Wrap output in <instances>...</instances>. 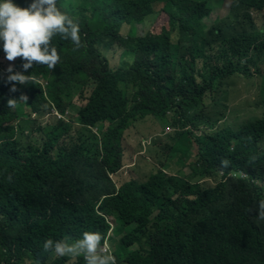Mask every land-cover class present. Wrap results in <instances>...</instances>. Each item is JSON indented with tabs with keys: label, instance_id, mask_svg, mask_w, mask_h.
Here are the masks:
<instances>
[{
	"label": "trees",
	"instance_id": "trees-1",
	"mask_svg": "<svg viewBox=\"0 0 264 264\" xmlns=\"http://www.w3.org/2000/svg\"><path fill=\"white\" fill-rule=\"evenodd\" d=\"M206 1L57 0L79 23L81 47L56 36L61 60L52 71L35 64L25 71L18 57L17 72L41 78L36 83L0 76V264H85L82 256L45 252V241H75L86 231L107 237L110 218L120 236L118 263L264 264V220L257 216L264 200V21L235 27L218 43L216 57L225 58L214 64L207 47L215 37L203 28ZM234 1L264 17V0ZM13 2L28 8L33 0ZM152 14L161 33L140 40L133 63L113 66L99 48L103 38ZM235 49L255 57L225 68ZM219 65L225 69L215 70ZM237 74L262 78L259 117L227 126L228 95L213 112L220 116L197 113L207 97L218 103L222 82ZM27 110L43 120L35 136L15 124ZM145 121L160 138L149 134L150 144L142 135L139 143L161 149L164 159L145 181L122 178L125 132Z\"/></svg>",
	"mask_w": 264,
	"mask_h": 264
},
{
	"label": "clouds",
	"instance_id": "clouds-1",
	"mask_svg": "<svg viewBox=\"0 0 264 264\" xmlns=\"http://www.w3.org/2000/svg\"><path fill=\"white\" fill-rule=\"evenodd\" d=\"M206 2L207 6L210 7L208 5V0ZM235 7L243 8L240 11L253 12L240 3L231 0L230 9ZM155 8L159 9L160 6L156 5ZM212 11L213 10L211 8L210 15L204 19L203 28L205 22L211 16ZM255 13L262 15L257 12ZM236 15L237 14L235 13L232 18ZM148 18L154 19L152 23L153 26H156L159 23L155 14H152L151 16L143 19V21H133L132 23L126 24V26L123 27L121 34L116 35V37L108 38V40L112 39L116 42H121L122 46H126L125 48L129 56L125 59V63H133L135 54H137V51L141 46L140 40L147 34H152L145 33L142 36L136 35L139 24L146 22ZM158 30L159 32L161 31L160 24ZM219 30H221V28L212 29L210 33L215 34L218 33ZM56 36H59L63 40H70L75 46L74 50L78 49L82 45L79 23L74 20L73 17L65 12H62L60 8H58L57 0H33L28 8L19 7L13 2V0H0V41H3V44L1 43L0 47L1 79L7 78L10 82H18L20 84H27L30 82L36 83L35 79H41L39 77H34L35 75L31 76L18 73L15 68L18 57L22 58L24 61L23 68L25 71L33 68L34 64L38 66H45L52 71L61 60L57 47H55L52 43ZM104 39L106 38H103V42ZM2 47L5 54L1 53ZM101 52L105 54L102 50ZM250 52H252L251 49ZM240 55L244 56L246 53L242 54L241 51ZM254 57L255 56L252 53L251 58L253 59ZM107 58L113 65L109 55ZM11 73L12 75H10ZM13 90H15V88H13ZM22 99H27V97H23ZM15 102L16 100H9L8 106L10 108L14 107ZM199 108H204V106L199 105L197 113L201 111ZM52 113L58 116V118L61 117V115L55 111ZM222 122L224 121H219V124ZM227 126L236 129L231 125L227 124ZM208 132L211 131L208 130L207 133ZM228 164L229 162L227 160L222 161L223 167H228ZM169 173L173 172L170 171ZM186 173L188 172L186 171ZM132 178L135 180V177ZM9 180H11V176H9ZM211 180L214 186V182L217 181L213 179ZM218 180L220 179L218 178ZM257 210L259 213L257 215L258 218L264 220V200L259 201ZM107 222L110 225L107 237L100 232L86 231L83 233L82 238L75 241H71L69 239L55 241L53 239H47L43 245V249L45 252H50L56 257L82 256L85 264H127L126 262L118 263L115 256V253L118 252L114 249L112 250L113 242L118 238V236L114 235L115 228L117 227L115 219L110 218ZM128 252L129 251H124L121 255H127Z\"/></svg>",
	"mask_w": 264,
	"mask_h": 264
},
{
	"label": "rangeland",
	"instance_id": "rangeland-1",
	"mask_svg": "<svg viewBox=\"0 0 264 264\" xmlns=\"http://www.w3.org/2000/svg\"><path fill=\"white\" fill-rule=\"evenodd\" d=\"M208 5L212 8V14L207 19L204 25L205 31H208V36L215 37V44L212 46L207 47L208 54L213 56L212 58H216L214 64L222 63L225 56L222 54L221 57L217 58L218 55V43H221L222 40L228 38L229 35H231L233 32H236L235 27H240L241 25L249 28V23L251 24H257L258 27L259 24L262 25L264 21V17L260 19L261 15L256 14L255 12H246V11H240L243 8L235 7L233 9H230L231 0H208ZM237 14L234 18V14ZM254 13V14H253ZM248 14V15H246ZM253 14V15H252ZM153 18H148L146 22L139 24L137 27L136 35L142 36L145 33H152V34H160L159 32V23L156 26H153ZM221 28V30L218 31V33L212 34L210 31L212 29H218ZM161 38V36H158ZM110 37H106L104 39V42L102 44H99L100 49L108 56H110L112 63L114 66H119L125 62V59L128 58L129 54L126 51V46H122L121 42H116L112 39H109ZM3 44V41H1ZM184 50L186 46L182 47ZM241 51H236V49L231 52H229V56L227 58H230V61H228V64L225 65V68L230 69L231 66L235 65L234 67H240L244 66L246 61L251 58L252 52H249L248 54L241 56ZM1 53L5 54L3 51V47L1 49ZM220 54V53H219ZM223 56V57H222ZM234 57L240 58V61H236L234 63ZM214 61V59H212ZM239 63V64H238ZM215 70L221 71L225 68L221 65L214 66ZM212 66H206L204 68L205 73L208 77H210ZM14 74V73H13ZM12 75V73L10 74ZM8 75V76H10ZM199 82V81H198ZM262 78H251L244 79L240 78V74H237L233 76L231 79H226L222 82L221 90L219 94V102L214 104L212 106V100L207 97L205 101V108H199L202 110V114L207 115L210 114V117H217L220 116L221 113H213L216 110L221 109V107L224 105L223 100H226V95L228 101V106H230V109H227V113L225 116H228L227 124L233 126L234 128L238 129L242 124L249 122L250 119L259 117L262 114V111L259 109L260 107L257 105L258 102H261L257 96V92L259 91V87L261 86ZM234 96V97H233ZM261 97V95H260ZM80 98L75 99V104L78 106V101H80ZM80 106V105H79ZM212 106V107H211ZM76 107H72L70 109V116H74L72 112H76ZM27 114L24 115V117H21L15 124L18 126L19 130L22 131L21 134L25 132V136L31 135L35 136L37 134L36 127L39 126L40 123L43 122L42 119H36L31 114H29V110L26 112ZM195 113V112H194ZM193 113V114H194ZM46 118V117H45ZM44 118V120H45ZM49 119V118H48ZM51 120V119H50ZM217 121V120H216ZM49 123L47 121H44V124ZM154 125L150 121H145L142 123H138L136 127H131L128 131L125 132V139H124V146L127 149L128 152V158L126 161V167L122 171L119 176H124L126 179H129L130 177H135L137 181H145L149 174H151L157 166L160 165V161H162L163 155L161 153V149H158L153 146L146 145L144 148L141 143H139V140L142 139L144 135H147V137H143L147 139L148 143H152V138H150L149 134L154 136L155 135V129ZM203 130H209L204 126ZM72 134L76 133V130H73L71 132ZM210 133V132H209ZM143 135V136H142ZM77 134H75V137ZM158 134L155 135V139L158 140L160 137ZM85 140L92 142L90 139L86 138ZM34 141H40V138H35ZM128 161H131L130 163H127ZM192 161V158L189 160V162ZM134 164V165H133ZM187 172H189V168L186 169ZM188 174V173H187ZM123 178V177H122ZM264 184V181H263ZM114 235L115 232H114ZM120 236L113 242L112 250L114 249L116 252H121V249L118 247Z\"/></svg>",
	"mask_w": 264,
	"mask_h": 264
}]
</instances>
